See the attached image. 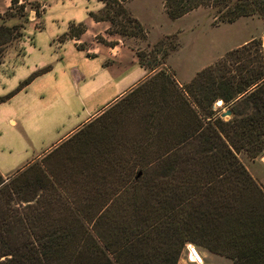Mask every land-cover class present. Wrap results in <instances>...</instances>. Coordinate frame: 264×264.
Here are the masks:
<instances>
[{"label": "trees", "instance_id": "obj_1", "mask_svg": "<svg viewBox=\"0 0 264 264\" xmlns=\"http://www.w3.org/2000/svg\"><path fill=\"white\" fill-rule=\"evenodd\" d=\"M95 1L103 8L87 14L109 23L107 35L144 37L124 7L130 0ZM16 4L11 0L7 10ZM198 8L213 9L215 23L264 19V0L162 3L172 20ZM17 29L0 25V37L10 39ZM84 31L69 23L58 40ZM94 40L114 45L99 35ZM8 41L0 40V58ZM163 43L147 54L131 48L138 65L159 66L157 55L145 58L159 51L164 59L174 45L161 50ZM217 100L222 104L213 109ZM222 108L230 113L226 120ZM79 136L75 144L83 145L54 170L28 166L0 175V264H177L186 243L231 264H264V189L237 157L264 152L258 40L231 49L184 84L167 68L155 70L58 147Z\"/></svg>", "mask_w": 264, "mask_h": 264}, {"label": "rangeland", "instance_id": "obj_2", "mask_svg": "<svg viewBox=\"0 0 264 264\" xmlns=\"http://www.w3.org/2000/svg\"><path fill=\"white\" fill-rule=\"evenodd\" d=\"M40 1L43 2L42 8L37 2L19 0L13 10H6L0 15V25L9 28L18 27L16 31L12 32L10 39L6 35L0 37V40H9L2 47L5 50L0 58V99H2L0 110L6 109L8 111V114L4 113L0 118V147L5 149L7 153L6 164L8 166L15 165L21 160L23 152L21 155L20 151L24 147L28 148V152L29 139L32 144L35 141L34 136L30 134L32 131L24 125L42 124L45 121L46 114L43 112L37 113L45 103L38 100L28 102L21 95L15 97L19 91L29 84L28 82L23 85L25 80L35 74L37 76L46 69L27 72V62L44 55L46 39L54 34L64 33L71 22V18L79 17V14L83 11L78 7L79 0ZM162 3L163 0H138L133 3L131 5L132 13L135 15L133 17L143 26L144 37L141 39L126 38L129 47L142 49L146 54L150 53L152 46L158 41H164L161 50L170 44L174 45L164 59L159 51L147 55L145 62L148 60L150 62L153 55H157L159 62H162L152 69L153 71L159 68H167L174 73V78L176 74L178 82L187 83L196 72L215 63L231 49L239 47L252 39L260 42L264 55L263 18L252 15L238 18L232 23H215L213 9L198 8L172 20L164 14ZM38 49L40 51H37ZM22 53H24V57ZM8 95L10 96L7 97ZM215 102L212 105L213 109L219 107L215 106ZM20 110H26L27 114L20 113ZM224 111L226 109L222 108L219 114ZM134 112L137 113L136 110ZM227 118L229 116L222 119L226 120ZM129 121L127 126L132 128L135 123L134 118ZM33 132L38 134L37 130H33ZM78 138L80 141L84 139L83 136L73 138L71 142L57 149L55 148L56 150L51 151L52 153L44 159L41 160L40 158L38 161H34L29 167H32V169L40 167L44 170H54L58 164L67 163L65 158L72 155L74 145L80 146L81 144H75L76 141H79ZM240 157L244 160L242 155ZM27 167L22 168L16 174ZM16 174L14 173L11 176ZM197 248L208 263L231 264V260L228 258L210 253L200 246H197ZM177 264H187V259L183 253H181Z\"/></svg>", "mask_w": 264, "mask_h": 264}, {"label": "crops", "instance_id": "obj_3", "mask_svg": "<svg viewBox=\"0 0 264 264\" xmlns=\"http://www.w3.org/2000/svg\"><path fill=\"white\" fill-rule=\"evenodd\" d=\"M26 1L37 2L41 8L43 7L40 0ZM137 1L130 0L124 4L132 16L135 15L132 13L131 5ZM10 3L11 0H1L0 15L8 9ZM78 7L83 11L79 17L71 18L70 23L83 24L85 31L77 39L64 37L61 41L58 40L66 33L67 28L62 34L57 33L48 37L44 55L27 62V72L46 69L35 76L15 97L21 95L28 102L38 100L45 103L37 112L46 114L45 121L42 124L24 125L32 131L30 134L34 136L35 141L32 144L29 139V150L27 152L28 148L24 147L20 151L21 155L23 152V157L17 164L8 166L7 153L0 147L2 177H9L34 161L47 157L61 143L154 72L146 71L138 65L134 51L126 43L127 39L123 40L116 34H106L110 27L109 23L91 20L87 13H99L103 8L100 2L79 0ZM98 35L104 39L107 37L106 41L113 42L114 45L110 47L96 42L94 38ZM77 45H83V49L77 48ZM22 56L24 57V53ZM175 80L179 85L186 83L178 82L176 74ZM4 113L8 114V111L0 110V118ZM20 113L27 114V111L20 110ZM33 130H37L38 134ZM241 155L244 160L241 159ZM237 157L252 179L264 189V152L253 160L247 159L241 153Z\"/></svg>", "mask_w": 264, "mask_h": 264}, {"label": "built area", "instance_id": "obj_4", "mask_svg": "<svg viewBox=\"0 0 264 264\" xmlns=\"http://www.w3.org/2000/svg\"><path fill=\"white\" fill-rule=\"evenodd\" d=\"M181 253L186 257L187 264H211L204 260L197 246L191 243H186Z\"/></svg>", "mask_w": 264, "mask_h": 264}, {"label": "water", "instance_id": "obj_5", "mask_svg": "<svg viewBox=\"0 0 264 264\" xmlns=\"http://www.w3.org/2000/svg\"><path fill=\"white\" fill-rule=\"evenodd\" d=\"M222 104V101L221 100H217L215 102V106H220ZM230 115L229 111H224L220 114V117L221 118H224V117H228Z\"/></svg>", "mask_w": 264, "mask_h": 264}]
</instances>
